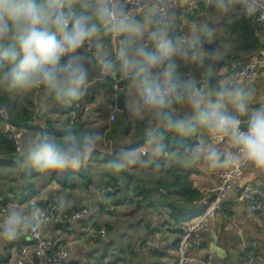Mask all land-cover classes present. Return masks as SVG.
Instances as JSON below:
<instances>
[{
	"label": "clouds",
	"instance_id": "clouds-1",
	"mask_svg": "<svg viewBox=\"0 0 264 264\" xmlns=\"http://www.w3.org/2000/svg\"><path fill=\"white\" fill-rule=\"evenodd\" d=\"M176 5L177 0H0V89L39 91L44 113L49 102L82 98L92 73L100 80L122 79L131 87L129 112L141 120L147 116L150 124L142 148L115 152L114 170L203 161L213 171L242 164L264 171V99L256 100L250 84L235 77L204 84L194 71L211 70L223 59L218 49L206 48L217 35L215 25L237 10L264 22V0H207L212 19H197L180 34ZM182 65L189 70L181 71ZM202 129L209 142L184 144ZM101 140L94 131L66 129L59 138L37 131L21 141L15 164L45 174L79 170ZM225 141L226 149L217 146ZM45 220L35 202L11 204L0 212V241L42 229Z\"/></svg>",
	"mask_w": 264,
	"mask_h": 264
},
{
	"label": "crops",
	"instance_id": "crops-1",
	"mask_svg": "<svg viewBox=\"0 0 264 264\" xmlns=\"http://www.w3.org/2000/svg\"><path fill=\"white\" fill-rule=\"evenodd\" d=\"M176 13L179 17L178 28L180 27L183 31H187L197 19L203 17L212 19L207 0H201L193 14L188 12L187 3L181 1L176 5ZM215 27L219 28L215 37L217 40L215 48L222 53L223 59L214 63L211 70L205 67L194 69L196 75L204 84L209 81L215 83L217 80L235 77L229 70V64L234 58H255L258 60L256 75L246 79L235 78L239 82L250 84L256 100L264 99V38L257 35L258 33L264 34V22L257 20V17L243 16L237 10L227 14ZM188 70L187 66L182 65L181 71L187 72ZM203 75H209L208 80H205ZM90 79L94 80L86 91L85 99L91 107L86 116L82 115L80 118L88 120L87 123H84V128L88 132H99L102 136L95 151L102 152L101 154L113 153L117 149L126 147L135 139L141 141L134 148L143 147V131L150 121L147 116L141 120L129 112L130 85L126 82L123 87L125 92L124 108H117L115 119L108 123V116L112 111L110 104L113 101V91L119 92L121 88L114 89L111 79H97L96 73H92ZM4 89L13 108L17 110L21 106L28 110L36 108L35 103H31L33 95L40 101L41 93L39 91L29 94H18L14 91L13 98L6 88ZM111 89L113 90L111 91ZM68 101L70 100L49 102L47 111L41 113L39 109L38 113L33 115L34 121L29 122L39 123L43 127V131L46 132V128L52 129L50 133L52 135H55V132L61 128L63 133L66 129H72L69 112L73 108V100H71V104ZM0 102L6 104L5 100L3 101L1 98ZM118 120H121V126L118 134L113 136L117 140L115 142V139L107 137L106 133L111 131L113 122ZM126 127L129 135H124ZM36 132L35 129L24 131L23 139L26 136L35 135ZM209 140L208 134L202 129L200 133L185 138L183 142L194 147L197 144L209 142ZM168 142L169 144L175 143L171 138ZM217 146L226 149L227 141L224 144L217 142ZM6 151L7 143L5 139L0 138L1 156H5ZM86 165H89V172L85 180L77 176L78 170L73 177L71 170L45 174L34 168H19L15 162H0V199L17 202L24 196L26 202L19 206L27 207L34 202L46 201L50 196H54L64 205L60 212H67L71 208L84 209L83 215L73 220L72 230L61 228L57 221L48 222L41 229L44 235L51 236L56 243L63 242L66 245L68 256L63 264H175L179 231L168 228L173 219L170 218L167 206L164 201H161L160 196L153 194L148 199L142 197V202L139 205L141 206V217H136L133 220H130V214L136 211L139 206L132 211L115 209L112 210L113 212H103L98 207V190L103 186L102 183L107 176L101 171L102 166H98L104 165V161H98L91 157L84 166ZM184 168L190 170L188 178L192 187L201 193L199 199L202 202L196 204L201 208L203 203L208 202L212 196L211 189L218 182L220 169L210 170L203 161L194 162ZM27 171L30 173L25 177L24 174ZM141 176L151 177L148 180L142 179V183L146 186H155L156 181L160 178V174L154 169L150 170L148 174L141 171ZM85 181H87L86 184ZM63 182L64 186L61 185ZM233 182L236 185L253 184L264 188V171L253 169L250 166L245 167ZM117 190L119 191L117 196L123 198L126 193L131 191V183L126 185L122 180H119ZM223 200L228 201L226 213H215L209 218L208 223L211 230L200 232L199 248L192 253L193 261L190 264H245L243 249L245 244L253 248L257 256L264 258V214L251 208L246 201L234 200L232 191L227 192ZM194 211L190 210L187 213V218ZM200 211H196V214ZM189 219L181 222L184 228L188 227V223L191 221ZM84 224L92 225L96 229L104 227L106 233L103 236L96 233L84 234L80 228ZM127 228L133 230L127 235L126 240V251L131 259H127L124 252L115 254L112 251H107L106 253V247L114 239L123 237ZM109 231H112L111 236H109ZM28 232L14 241H0V264H18V248L30 242ZM28 264L44 263L41 258L32 254ZM257 264H260L259 261Z\"/></svg>",
	"mask_w": 264,
	"mask_h": 264
},
{
	"label": "built area",
	"instance_id": "built-area-1",
	"mask_svg": "<svg viewBox=\"0 0 264 264\" xmlns=\"http://www.w3.org/2000/svg\"><path fill=\"white\" fill-rule=\"evenodd\" d=\"M181 1H185L187 3L188 12L190 14L195 12L196 8L201 2V0H177V4ZM257 20H259L258 17ZM180 32L181 31H177V34H180ZM257 68L258 60L255 58H234L229 64L230 72L238 79H246L255 76L257 73ZM118 81L112 80L111 84L114 87H117ZM117 94L118 92L113 91V101L110 104L112 110L111 112H115L117 109ZM80 99L73 100L75 108L71 109L69 112L70 123L76 122L82 115L86 116V113L88 112V107H83L80 104ZM34 103L36 105L35 110H39L40 101L38 98H36ZM7 114V105L2 103V107H0V116L3 118H0V123L3 122L4 125L0 127V133L2 135L9 136L12 139V143L14 144L17 151L16 156H18L21 154V141L23 140L24 129L19 125L9 122L10 119L7 118ZM113 118L114 114L112 113L111 119ZM245 167L248 166L242 164L239 166L220 169L218 182L211 189L212 196L208 202H204L210 203V205L207 207L206 211L201 210L195 216L189 219L194 220V222L190 225L188 230H185L181 223L175 222L173 220L171 221V224L168 225V228L173 231L179 230V240L178 243H176L177 257L175 264H190L193 261L192 253L199 248V230H201V232L204 230H211L208 220L212 215H214V211L221 214H225L227 211L228 201L223 200L227 192L232 191L234 200L246 201L251 208L257 210L261 214H264V188L253 184L236 185L233 182V180ZM114 191L113 181L110 182L109 180L106 181L98 190V207L101 211L108 212L112 209H125L128 207H133V203L126 204L125 202H122V200H114ZM25 202L26 200L24 196L17 202L15 200L0 199V212L5 211L11 204L20 205ZM201 202V199L197 200L198 204ZM37 205L46 213L45 223L57 221L61 228L65 230H72L73 220L80 218L84 212V209L82 208H71L67 212H60L62 204L59 199L54 196H50L48 200L38 203ZM80 228L84 234L96 233L103 236L106 233V229L104 227L96 229L89 224H84ZM28 234L30 242L26 245H21L18 248V264H28L32 254L40 257L44 264L64 263L68 256V250L63 242L56 243L51 236L44 235L41 229L37 231H29ZM243 249L245 264H257V261H259L260 264H264V258L257 256L253 248H251L249 245L245 244Z\"/></svg>",
	"mask_w": 264,
	"mask_h": 264
},
{
	"label": "trees",
	"instance_id": "trees-1",
	"mask_svg": "<svg viewBox=\"0 0 264 264\" xmlns=\"http://www.w3.org/2000/svg\"><path fill=\"white\" fill-rule=\"evenodd\" d=\"M112 90L113 89H111V91ZM0 98L3 99L4 101V98L1 92H0ZM31 103H33V99ZM11 108L13 111L12 112L13 117L16 120L22 121V122H28L31 120L33 121L34 112L32 109L28 110L27 108L21 106L17 110L13 108L12 103H11ZM87 122L88 120H83L79 118V120H77L76 122L70 123L72 125V129L70 130H72L73 132L77 134L88 132V130L84 128V123H87ZM120 126H121V120L114 121L111 131L109 130L110 132L108 131L109 133L107 132L106 136L113 139L114 138L113 136H116L118 134L120 130ZM46 129L48 133L52 132V129H48V128ZM62 130L63 129L61 128L60 130H58V132H55V136L58 138L60 136H63L64 133ZM24 131L26 130L24 129ZM124 135H129L127 127L124 130ZM0 138L5 139L7 143V151L5 152L4 157L16 156L17 151H16L15 146L7 138H4L1 135H0ZM120 139L121 137L119 138V141ZM114 141L116 142L117 140L115 139ZM140 141L135 139L132 141V143H130L129 145L123 148H134V146L139 145L138 143ZM118 150L119 149H117L116 151ZM116 151H114L113 153L112 152L109 153L106 151L107 153H103V154H101L102 152L94 151V154L92 155V157H94L98 161L100 160L104 161V165H99L98 167L102 166L101 171L103 172L105 176H107V180L113 181L116 184L115 191L113 193L114 200L128 201V200L133 199L136 201L135 207H137L140 205L142 197L143 199H148L153 194H157L162 199L161 201L165 202L170 218H172L173 221L179 222V223L184 222L190 217L194 216L196 214V211H200V210L204 211L206 209L209 203H203L201 208H199L200 206L196 205L198 204L197 200L199 199V196L201 193L198 189L192 187V184L188 178L190 174V170L188 169L185 170L184 166H182L181 164L175 163L173 161H169L168 163L161 162V166L157 167L155 164L149 163L146 166L134 165L131 167H127L123 170L116 171L111 167V163H112V160L114 158V154ZM153 169L154 171L156 170L160 174V178L159 180L156 181L155 186H146L142 183V179L148 180L151 177L141 176V171L143 173L148 174L150 170H153ZM67 170H71L70 172L72 176L75 177L74 174L76 173V170H73V169H67ZM88 172H89V165L83 166L78 170L77 176L81 177V179L86 180L88 176ZM119 180H122L126 185H129L131 183V191L126 193V195L123 196V198L122 196H120V197H117V199H115V195L117 194V192H119L118 190L116 191V188L118 186L117 182ZM86 183L87 181H85V184ZM131 197H136V198H131ZM190 202L194 204H191ZM190 210H195V211L193 214H191L189 218H187L188 217L187 213Z\"/></svg>",
	"mask_w": 264,
	"mask_h": 264
},
{
	"label": "water",
	"instance_id": "water-1",
	"mask_svg": "<svg viewBox=\"0 0 264 264\" xmlns=\"http://www.w3.org/2000/svg\"><path fill=\"white\" fill-rule=\"evenodd\" d=\"M217 45V40H214L212 42H209V44L206 46V48L208 50H213L215 49V46ZM205 77H209V75H203V78L205 79ZM126 83V81L124 80H119L118 81V86L121 88V90L118 92L117 97H116V104H117V108L118 109H123L124 108V97H125V92L123 90L124 84ZM5 97L6 100V105H7V111H8V115H9V119L14 123L17 124L19 126H21L22 128L29 130V129H35L37 131H43V127L36 122H22V121H18L13 117L12 114V109H11V103H10V99L8 98V96L6 95V93L4 92V89H0ZM20 155L16 156V157H4L0 155V162H15L16 158L19 157Z\"/></svg>",
	"mask_w": 264,
	"mask_h": 264
},
{
	"label": "rangeland",
	"instance_id": "rangeland-1",
	"mask_svg": "<svg viewBox=\"0 0 264 264\" xmlns=\"http://www.w3.org/2000/svg\"><path fill=\"white\" fill-rule=\"evenodd\" d=\"M6 90H7V92H9L10 93V95H11V97H13L14 98V96H15V92L13 91V90H11V89H7L6 88ZM1 92V91H0ZM6 92V91H5ZM2 94V93H1ZM3 96V95H2ZM33 97V103H34V101L36 100V96H32ZM70 104H71V100L70 101H68ZM0 104H1V102H0ZM40 109V108H39ZM33 110V112H35V114L36 113H38V111L39 110H35V108L34 109H32ZM29 173L30 172H28L27 171V173H25L24 174V176L26 177V176H29ZM106 181H108L107 180V178H106V180L102 183V184H104ZM111 182V181H110ZM118 183V185H119V181L117 182ZM101 184V185H102ZM113 184H114V190H115V186H116V184H115V182H113ZM118 194H116L115 195V199H117V196ZM141 202H142V199H141ZM137 208V207H136ZM132 211V210H131ZM109 212H113L112 210H110ZM131 219L130 220H133L134 218H136V217H141V206H139L138 208H137V210L136 211H134V212H132L131 214ZM133 232V230H131L130 228H127L126 229V234L123 236V237H120L119 239H114L113 240V242L110 244V245H108V247H106V249H105V252L107 253V251H112V253H115V254H120V253H122V252H124L125 253V256L127 257V259H131L129 256H128V254H127V243H126V240H127V235L129 234V233H132ZM112 235V231H109V236H111ZM123 249V250H122Z\"/></svg>",
	"mask_w": 264,
	"mask_h": 264
},
{
	"label": "bare ground",
	"instance_id": "bare-ground-1",
	"mask_svg": "<svg viewBox=\"0 0 264 264\" xmlns=\"http://www.w3.org/2000/svg\"><path fill=\"white\" fill-rule=\"evenodd\" d=\"M182 29L179 27V28H177V31H181ZM113 86V85H112ZM113 88L114 89H116V90H118V88H120L119 86H117V87H114L113 86ZM1 91V90H0ZM4 92H5V90H4ZM1 93H2V95H3V98H4V100H5V97H4V94H3V92L1 91ZM6 93V92H5ZM6 95L8 96V94L6 93ZM8 98H9V96H8ZM10 99V98H9ZM5 103H6V100H5ZM10 103H11V101H10ZM80 104L83 106V107H88V110L90 109V107H91V105L87 102V100L85 99V95L80 99ZM0 107H2V104H0ZM75 108V104L73 103V108L72 109H74ZM12 109V108H11ZM8 112V111H7ZM114 114V118L113 119H111V114ZM1 118H3L2 116H0ZM7 118H9V115L7 114ZM115 119V112H110L109 113V116H108V123H110V122H112L113 120ZM9 122H11V123H13L11 120H9ZM2 125H4V123L2 122V123H0V127L2 126ZM17 125V124H16ZM24 129V128H23ZM26 130V129H25ZM23 133H24V131H23ZM0 135L1 136H3L4 138H7L11 143H12V139L9 137V136H7V135H2L1 133H0ZM13 144V143H12ZM14 145V144H13ZM16 157V156H15ZM61 185H63L64 186V182L63 183H61ZM48 200V199H47ZM41 202H43V201H41ZM41 202H36V204H38V203H41ZM122 202H125L126 204H131V203H133V207H128V208H125V209H127V210H132V209H134L135 208V204H136V201L135 200H133V199H131V200H128V201H123L122 200ZM22 204H25V203H22ZM22 204H20V205H22ZM210 205V203L207 205V207ZM207 207H206V209L204 210V211H206L207 210ZM112 210H115V209H112ZM110 211V210H109ZM108 211V212H109ZM215 213H217L216 211H214V214ZM194 222V220H191L189 223H188V227L187 228H184L183 226V228L185 229V230H188L189 228H190V225L192 224ZM199 232H201V230H199ZM38 257V256H37ZM40 258V257H39Z\"/></svg>",
	"mask_w": 264,
	"mask_h": 264
}]
</instances>
